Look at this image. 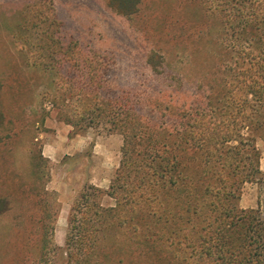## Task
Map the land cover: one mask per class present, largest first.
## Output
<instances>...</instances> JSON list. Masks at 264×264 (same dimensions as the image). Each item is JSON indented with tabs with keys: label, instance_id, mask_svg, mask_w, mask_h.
<instances>
[{
	"label": "rangeland",
	"instance_id": "374dc122",
	"mask_svg": "<svg viewBox=\"0 0 264 264\" xmlns=\"http://www.w3.org/2000/svg\"><path fill=\"white\" fill-rule=\"evenodd\" d=\"M220 31L205 0H142L132 16L107 0H0V200L7 204L0 264H76L66 243L77 236L86 187L103 192L96 201L104 209L116 206L107 193L123 137L100 129L73 136L49 97L79 94L71 86L92 62L109 68L114 92L148 100L143 114L173 93L186 114L206 109L214 80L233 67L221 63ZM153 52L164 57L158 74L147 64ZM256 144L260 174L244 186L239 205L264 219V140ZM124 219L115 232L95 237L97 264H197L183 236L169 248L167 239Z\"/></svg>",
	"mask_w": 264,
	"mask_h": 264
},
{
	"label": "trees",
	"instance_id": "16d2710c",
	"mask_svg": "<svg viewBox=\"0 0 264 264\" xmlns=\"http://www.w3.org/2000/svg\"><path fill=\"white\" fill-rule=\"evenodd\" d=\"M141 2L107 0L125 16L136 14ZM205 3L221 26V63L233 66L214 80L206 109L197 105L186 114L173 93L157 98L150 114H143L141 105L148 100L114 92L109 68L100 71L92 62L79 68L81 81L71 86L79 94L49 97L73 136L100 129L123 137L120 165L107 193L116 206L104 209L96 201L103 192L90 185L80 198L83 217L77 236L66 243L76 264L98 263L102 251L95 237L115 232L120 217L138 222L159 241L167 239L169 248L183 236L197 264H264V219L259 210L239 205L244 186L260 174L264 0ZM147 64L158 74L164 57L153 52ZM6 207L0 200V213Z\"/></svg>",
	"mask_w": 264,
	"mask_h": 264
},
{
	"label": "crops",
	"instance_id": "0c3cea01",
	"mask_svg": "<svg viewBox=\"0 0 264 264\" xmlns=\"http://www.w3.org/2000/svg\"><path fill=\"white\" fill-rule=\"evenodd\" d=\"M261 167V166H260Z\"/></svg>",
	"mask_w": 264,
	"mask_h": 264
}]
</instances>
